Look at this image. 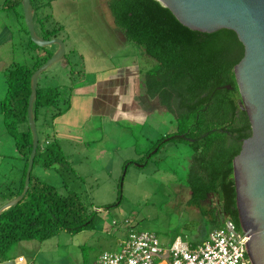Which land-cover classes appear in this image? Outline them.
I'll return each mask as SVG.
<instances>
[{"label":"trees","instance_id":"trees-1","mask_svg":"<svg viewBox=\"0 0 264 264\" xmlns=\"http://www.w3.org/2000/svg\"><path fill=\"white\" fill-rule=\"evenodd\" d=\"M19 3L20 0H16L15 5ZM107 5L115 25L126 39L142 47L156 62L143 75L145 94L157 99L162 107L179 118L177 133L163 138L181 139L193 145L185 181L190 191L188 204L198 208L211 229L221 225L223 218L219 213L229 216L240 228L232 159L251 130L246 112L237 103L240 96L233 66L242 57L243 46L235 32L225 28L212 33L191 30L158 0H108ZM44 19L46 17L39 18L42 36H57L60 28H45ZM30 44L36 50L32 62L14 63L5 72L6 95L1 101V112L24 160V168L18 190L4 194V201L23 189L32 145L27 123L30 77L52 54L46 47H38L32 41ZM227 85L232 88H226ZM58 96L57 86H37L35 121L39 108H57ZM59 113L57 110L51 117ZM235 114H238L237 124ZM185 119H191V123L184 125ZM37 155L46 168L58 162L67 164L56 140L45 145L38 142L33 166ZM211 194L215 198L213 207L207 200ZM92 221V214L75 192L60 194L56 187L33 178L30 173L29 188L22 200L0 213V263L9 260V250L15 242L41 241L63 229L78 232Z\"/></svg>","mask_w":264,"mask_h":264},{"label":"rangeland","instance_id":"rangeland-1","mask_svg":"<svg viewBox=\"0 0 264 264\" xmlns=\"http://www.w3.org/2000/svg\"><path fill=\"white\" fill-rule=\"evenodd\" d=\"M47 2L49 0H31L37 35L42 33L41 22L37 21V17H46L42 21L46 28L56 24ZM107 2L94 0L99 12L96 20L102 25L113 20ZM8 4L11 5V2ZM79 4L70 3L73 8ZM16 10L19 17L17 21L22 25L24 39L28 42L30 38L21 1ZM13 24L16 25L15 20ZM61 33L65 39V33ZM102 34H106L105 30H102ZM15 43L19 61H22L23 54L25 58L28 55L27 51L24 53L21 49L18 33ZM105 48L109 49L104 53L106 60L117 64L128 55V60L138 61L143 75L156 64L142 47L129 40L122 45L113 42ZM32 52L35 54V49ZM66 56L73 60L74 65L70 64L66 72L71 75L75 85L95 81L96 73L86 72L76 50L73 55L67 50ZM66 72L55 63L38 78L40 87H56L59 83L63 86L57 100L60 107L65 105L62 99L70 93V88L66 86L69 83ZM2 88H5L4 84ZM88 89L91 90L87 88L85 91ZM55 110L57 108L54 106L39 108L35 121L39 145L56 140L67 164L58 162L46 168L42 165V158L37 155L31 170L32 177L53 185L60 194L75 192L92 214L93 221L78 232L63 229L41 241L32 239L15 242L11 245L15 255L22 253L30 264H94L96 257L103 251L118 250V242L130 230L152 233L164 247L170 246L177 237L187 243L205 239L211 225L197 207L187 202L190 191L185 181L193 145L181 139L163 138L179 130V118L173 112L156 110L141 121L127 115L117 124L104 119L101 120V130L96 129L100 119L95 117L87 123L89 128L84 130L87 112L82 111L75 117L79 125L72 128L71 134L61 127L56 135L51 124V114ZM190 123L191 119H185L184 125ZM0 128V204H3L7 201H4L3 195L13 192L12 181L16 176V168L23 161L15 139L7 132L5 124L0 122ZM125 161L130 163L125 164Z\"/></svg>","mask_w":264,"mask_h":264},{"label":"water","instance_id":"water-1","mask_svg":"<svg viewBox=\"0 0 264 264\" xmlns=\"http://www.w3.org/2000/svg\"><path fill=\"white\" fill-rule=\"evenodd\" d=\"M20 1L30 41L38 47L56 45L57 48L30 77L27 123L32 134V145L24 185L20 194L0 205V213L22 200L29 188L30 173L39 142L33 109L38 78L50 66L65 58L66 52L64 41L60 37L44 38L37 35L31 0ZM158 1L189 29L207 33L230 29L243 46V55L234 64L233 73L240 96L238 104L246 112L251 133L242 140L239 152L232 159L233 179L239 226L248 236V258L251 264H264V0ZM226 88L232 87L227 85ZM178 136L183 137L182 134ZM15 263L14 259L1 262Z\"/></svg>","mask_w":264,"mask_h":264},{"label":"crops","instance_id":"crops-1","mask_svg":"<svg viewBox=\"0 0 264 264\" xmlns=\"http://www.w3.org/2000/svg\"><path fill=\"white\" fill-rule=\"evenodd\" d=\"M8 2H11V5ZM75 2L80 4L73 8L70 3ZM15 3L16 0H0V122L3 124L1 101L6 95L5 72L14 63L30 64L33 60L32 54H34L30 40L26 42L22 25L17 21L19 17ZM48 6L51 11L50 15L56 23H53L54 26L51 28H58L60 26L57 36L63 38L65 51L68 50L73 55L76 50L86 72L96 73L97 75L93 82H82L80 85H75L71 75L69 76L66 72L70 64L74 65L70 56H66L57 62L69 78V83L66 86L70 88V93L62 99V102L65 104L63 107H60V102H57V110L60 113L52 117L51 123L56 135L59 134L61 127H64L71 134L72 128L75 125H79L75 117L82 111L84 113L87 112L85 128L83 124L84 130L89 128L87 123H90L95 117L100 119V123L96 129L101 130V120L104 119H107L109 123L117 124L119 123L118 120L128 115L134 119L139 118L138 120L141 121L153 111L166 110L156 99H150L145 94L143 74L138 61L133 59L128 60V55L124 57L123 62L117 64L112 63L111 60H106L104 53L108 52L109 49L105 47H109L113 42L122 45L123 43H127L128 40L113 20L107 21L103 25L96 20L99 12L94 4V0H50ZM38 8L36 7V9ZM34 14L35 10L33 8L32 17ZM40 17H37V21H39ZM14 20L16 25L13 24ZM102 30H105L106 34H102ZM40 32H43L41 24ZM61 32L65 33V39ZM17 33L21 49L24 53L27 51L28 55L25 58L23 54L22 61H19V53L17 52L15 43ZM39 36H42V33ZM47 48L54 51L57 46H48ZM71 69L69 70L70 73L73 72ZM45 79L46 81L48 80L47 74L45 75ZM2 84L5 85V88H2ZM57 87L60 94V88L63 86L59 83ZM87 88H91V90L85 91ZM0 132H2L1 128ZM100 133L102 135L101 131ZM20 159L23 163L16 168V176L12 181L13 192L18 190L23 174L24 160L21 156ZM209 233L203 240L208 238ZM15 254L11 249L9 250V259H14L15 264H30L29 259L22 253L18 252L17 255Z\"/></svg>","mask_w":264,"mask_h":264},{"label":"built area","instance_id":"built-area-1","mask_svg":"<svg viewBox=\"0 0 264 264\" xmlns=\"http://www.w3.org/2000/svg\"><path fill=\"white\" fill-rule=\"evenodd\" d=\"M247 240L246 233L228 217L199 243L177 237L164 247L154 234L130 230L118 242V250L103 251L94 264H251Z\"/></svg>","mask_w":264,"mask_h":264},{"label":"flooded vegetation","instance_id":"flooded-vegetation-1","mask_svg":"<svg viewBox=\"0 0 264 264\" xmlns=\"http://www.w3.org/2000/svg\"><path fill=\"white\" fill-rule=\"evenodd\" d=\"M239 100V99H238ZM238 103V102H237ZM239 105V104H238ZM240 107V106H239ZM166 109V108H165ZM167 110V109H166ZM242 110V109H241ZM238 123V114H235V124H237ZM228 134V133H227ZM229 135V134H228ZM208 202H210V206L211 207H213L215 204H214V202H213V200H215V198L213 197V195L211 194V195H209V197H208ZM218 213H219V210H218ZM219 215H221L220 217L221 218H225L222 214H220L219 213ZM227 217V216H226Z\"/></svg>","mask_w":264,"mask_h":264}]
</instances>
